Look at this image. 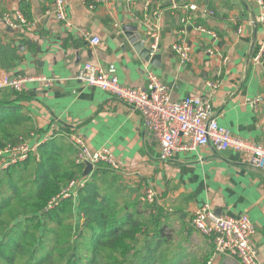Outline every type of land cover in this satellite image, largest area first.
<instances>
[{
    "label": "crops",
    "instance_id": "0c3cea01",
    "mask_svg": "<svg viewBox=\"0 0 264 264\" xmlns=\"http://www.w3.org/2000/svg\"><path fill=\"white\" fill-rule=\"evenodd\" d=\"M53 1L0 0V76L35 79L24 85L20 102L34 128L28 136L30 145L75 133L90 150L106 148L121 167L129 201L141 204L144 185L156 192L163 235L180 244L173 249L177 264L189 259L190 251H194L190 259L195 257L198 264H206L212 255L211 241L189 228L193 211L204 204L220 215H246L256 227L252 244L264 264V171L251 167L246 155L215 153L209 147L160 161L158 145L144 135L137 112L73 79L83 64L91 63L112 67L126 87L143 88L146 71H152L169 89L172 101L209 96L220 127L262 144L264 62L252 60L264 41V7L259 0H150V12L159 13L154 52L159 59L153 64L140 58L129 42L133 26L150 46L145 31L155 19L145 16L144 0H64L69 28L56 21ZM190 5L197 10L191 12ZM14 11L24 16L26 25L16 29L3 25V17ZM188 16L192 20L183 27ZM84 34L97 37L99 44L91 46ZM176 42L189 47L191 61L186 66L171 51ZM38 78L53 80V85L45 87ZM209 82H216V87H208ZM12 99L11 90L0 91V101ZM213 264L239 263L217 257Z\"/></svg>",
    "mask_w": 264,
    "mask_h": 264
},
{
    "label": "trees",
    "instance_id": "16d2710c",
    "mask_svg": "<svg viewBox=\"0 0 264 264\" xmlns=\"http://www.w3.org/2000/svg\"><path fill=\"white\" fill-rule=\"evenodd\" d=\"M12 94V100L0 101V149L34 131L20 105L23 93ZM74 159V148L56 138L0 170V264H177L173 251L162 253L169 242L158 209L129 201L119 173L103 163L75 199L42 211L83 175L86 166Z\"/></svg>",
    "mask_w": 264,
    "mask_h": 264
},
{
    "label": "built area",
    "instance_id": "2783aa9c",
    "mask_svg": "<svg viewBox=\"0 0 264 264\" xmlns=\"http://www.w3.org/2000/svg\"><path fill=\"white\" fill-rule=\"evenodd\" d=\"M143 1V0H142ZM145 16L155 19L147 26L145 36L150 42V47L156 51L159 41V13L157 10L150 12V0H144ZM259 4L263 7L262 0ZM93 8V4L89 6ZM191 12L197 10L195 5H190ZM208 16L213 13L204 10ZM52 13L56 21L66 28L70 27L65 15V1L54 0ZM192 16L182 20L183 27L190 23ZM264 21V13L261 17ZM27 21L19 11L3 17V25L16 29L26 25ZM198 30L204 32L202 27ZM207 33L216 38L212 31ZM83 37L91 46L99 44V39L89 34ZM171 51L177 62L186 66L191 57L189 47L183 42H176L171 46ZM209 55H215L214 51L207 50ZM255 63L264 62V41L258 47V51L252 59ZM112 67H103L85 63L76 72L73 79L86 86L96 87L109 94L117 101L128 106L133 112H137L141 118L142 130L150 142L158 145L160 161H169L177 152H191L198 148L209 147L215 153L233 151L249 158V165L264 171V141L262 144H254L249 140L232 135L229 131L220 127L215 119L212 103L209 96L186 97L181 101L170 99L169 89L152 73L146 71L147 83L143 88H131L120 84L114 76ZM35 79L23 75L0 76V91L11 90L15 93H23L24 85ZM45 87L53 85V80L45 78L36 79ZM208 87H216V82H209ZM257 100H254L255 105ZM67 142L75 150L74 163L85 167L87 164L94 168L99 163L107 165L114 172H121V167L111 153L102 148L90 150L84 139L75 133L65 135ZM29 140L19 139L20 143L14 146H6L0 150V157L4 159L3 168L24 161L29 153H35L38 145L48 142L51 137H45L41 141L30 145ZM88 176H79L69 181L63 189L50 199L44 211L52 210L61 201L75 199L80 189L87 181ZM140 200L153 208L158 207L157 194L151 185H144L140 193ZM189 228L197 232L203 238L211 241L212 255L206 264H213L217 257H226L239 264H261L257 259V252L252 241L257 233L255 225L246 215L230 217L227 215L215 216L209 205L197 207L189 221Z\"/></svg>",
    "mask_w": 264,
    "mask_h": 264
},
{
    "label": "water",
    "instance_id": "95a60500",
    "mask_svg": "<svg viewBox=\"0 0 264 264\" xmlns=\"http://www.w3.org/2000/svg\"><path fill=\"white\" fill-rule=\"evenodd\" d=\"M130 32L132 35L129 37V42L132 45L133 50L140 58H142L145 62L153 64V61L159 59V55L155 54L154 50L146 44V42L142 39L139 34L138 28L130 26ZM92 166L87 164L83 173V176H89L92 171ZM215 216H219V213H214Z\"/></svg>",
    "mask_w": 264,
    "mask_h": 264
},
{
    "label": "rangeland",
    "instance_id": "374dc122",
    "mask_svg": "<svg viewBox=\"0 0 264 264\" xmlns=\"http://www.w3.org/2000/svg\"><path fill=\"white\" fill-rule=\"evenodd\" d=\"M22 137V136H21ZM25 139H28V138H26L25 136H23ZM19 140V139H18ZM20 142L18 141L16 144H15V146L16 145H18ZM7 146H10V145H7ZM1 150V149H0ZM29 154H32V153H29ZM28 154V155H29ZM3 161H4V159L2 158V157H0V170H3L4 168H3ZM45 207H46V205H45ZM45 207H43V209H42V211L44 212V209H45ZM165 237V239H167L168 240V244L167 245H165V247L163 248L162 246H160V249L161 248H163L162 249V253L163 252H165V251H167L168 252V250H170V251H173V249H176V247L178 246V245H180L179 244V241L177 240V239H174V238H172L170 235H168V234H165L164 235ZM188 255H189V259H187V258H185V259H183L179 264H198L197 263V259H194L195 257H193L192 259H190V257L192 256V255H194V251H190V253H188ZM188 255H187V257H188ZM166 257V256H165ZM164 257V258H165ZM163 258V259H164ZM209 260V259H208ZM17 264H21V261H18L17 262Z\"/></svg>",
    "mask_w": 264,
    "mask_h": 264
}]
</instances>
